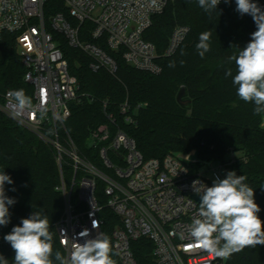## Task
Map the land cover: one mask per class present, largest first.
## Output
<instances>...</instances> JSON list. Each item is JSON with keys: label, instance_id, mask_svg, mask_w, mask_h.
<instances>
[{"label": "built area", "instance_id": "obj_1", "mask_svg": "<svg viewBox=\"0 0 264 264\" xmlns=\"http://www.w3.org/2000/svg\"><path fill=\"white\" fill-rule=\"evenodd\" d=\"M49 1L0 0V41L4 32L13 34L26 69L24 82L31 87L26 95L32 100L31 109L16 115L15 101L8 95L11 90H6L0 94V109L53 150L59 170L55 189L63 198L56 231L64 255L77 242H85L79 236L85 229L88 238L103 232L101 210L107 207L119 218L111 235L120 264H140L132 242L141 238L151 242L154 264H225L192 246L189 225L199 212L194 187L211 186L216 176L225 178L235 160L232 150L217 164L200 162L193 149V155L170 152L162 158H144L125 132L119 129L111 134L108 124H100L88 136L99 160L96 165L80 154L65 131L70 104L84 94L69 72L58 35L89 56L92 71L105 69L115 75L117 65L103 49L106 46L120 50L130 66L156 74L161 71L160 59L174 54L190 31L189 26L176 24L160 52L143 38L152 17L173 0H55L63 3L65 11L45 14ZM85 22L89 26L83 29ZM83 31L95 42L81 38ZM41 112L46 113L43 119ZM120 112L124 122L135 123L127 101L120 104ZM107 119L113 122L110 114Z\"/></svg>", "mask_w": 264, "mask_h": 264}, {"label": "trees", "instance_id": "obj_2", "mask_svg": "<svg viewBox=\"0 0 264 264\" xmlns=\"http://www.w3.org/2000/svg\"><path fill=\"white\" fill-rule=\"evenodd\" d=\"M175 1L162 13L154 15L143 33V38L160 52L176 24L190 28L175 53L160 59L161 71L156 74L130 66L120 50L111 51L106 46L103 49L117 65L115 75L105 69L92 71L89 56L69 46L65 38L58 35V45L69 72L77 78L79 92L84 94L79 102L70 104L71 114L65 121V131L80 154L96 165L99 160L96 151L89 147L88 136L100 124H108L111 134L119 129L125 132L134 139L144 158H162L170 152L193 149L200 162H214L224 160L232 150L235 160L228 168L238 176L247 177L245 182L255 190V202L261 208L258 215L264 221V114L254 115V105L240 100L232 77H225L228 68L232 69L233 76L236 74L235 63L229 57L249 42L256 26L251 16L241 17L235 11V0L218 5L220 15L214 12L211 19L197 0ZM254 2L264 6V0ZM55 10L65 11L61 1H49L44 12ZM83 26V29L89 26V22ZM205 31L212 33L211 50L201 58L195 45L199 34ZM81 38L95 42L84 31ZM25 71L13 34L4 32L0 41V94L21 88L27 94L31 87L24 82ZM181 87L185 90L184 97L190 100L187 106H181L176 100ZM124 101L135 116L134 124L124 122L120 112ZM109 114L113 122L107 119ZM62 169L68 176L71 174L69 168ZM3 171L14 181L12 185H5L6 195L14 197L17 203L10 206L11 222L6 227L0 226V254L9 264L14 262L15 253L3 236L33 211L48 216L50 230L54 233V251L64 254L56 231L63 198L55 189L59 170L53 150L0 109V172ZM12 188L16 190L11 191ZM101 215L103 233L112 240L111 234L119 218L107 207L101 210ZM151 246V242L143 238L132 242L140 264H154ZM113 258L120 264L116 255ZM225 264H264V245L246 247Z\"/></svg>", "mask_w": 264, "mask_h": 264}, {"label": "clouds", "instance_id": "obj_3", "mask_svg": "<svg viewBox=\"0 0 264 264\" xmlns=\"http://www.w3.org/2000/svg\"><path fill=\"white\" fill-rule=\"evenodd\" d=\"M222 0H197L198 6L211 19ZM231 4V0H223ZM235 11L240 16L249 15L256 26L250 34L249 42L229 57L234 61L236 74L226 69L225 77H232L236 94L240 100L254 105V115L264 114V6L254 0H235ZM219 13V12H218ZM220 15V13H219ZM210 31L199 34L195 45L197 54L203 58L211 50ZM184 62L181 61V64ZM170 66H174L170 65ZM15 103L16 115L32 108L31 97L24 89L12 90L8 94ZM41 119L46 113L41 112ZM247 177L227 171L220 179L216 176L212 185L194 187L200 196L198 218L189 225L192 246L202 249L214 258L229 260L234 254L246 247L264 245V221L258 215L260 206L255 202V190L245 181ZM195 183V182H194ZM14 184L5 172H0V226L11 222L10 206L17 203L14 197L6 195L5 185ZM12 188L11 191H15ZM95 227V224H94ZM51 221L41 211H33L28 217L21 218L20 224L12 227L3 236L14 251V264H117L111 237L100 232L95 238H88L87 229L79 236L86 238L83 244L76 243L65 256L59 250L54 251V233ZM0 264H9V260L0 254Z\"/></svg>", "mask_w": 264, "mask_h": 264}, {"label": "water", "instance_id": "obj_4", "mask_svg": "<svg viewBox=\"0 0 264 264\" xmlns=\"http://www.w3.org/2000/svg\"><path fill=\"white\" fill-rule=\"evenodd\" d=\"M184 95H185V90L183 87H181V89L179 90V92L176 95V100L181 106H187L190 102V100L188 98L184 97ZM195 198L198 201H200V196H195Z\"/></svg>", "mask_w": 264, "mask_h": 264}, {"label": "rangeland", "instance_id": "obj_5", "mask_svg": "<svg viewBox=\"0 0 264 264\" xmlns=\"http://www.w3.org/2000/svg\"><path fill=\"white\" fill-rule=\"evenodd\" d=\"M176 2H178V0L177 1H175L174 3H176ZM173 3V4H174ZM29 131V130H28ZM175 153H182V152H179V151H174ZM187 152H189V153H191L192 155H193V151H192V149L191 150H189V151H187ZM187 152H183V153H187ZM194 152H195V150H194ZM214 163L215 164H217L218 163V161H214Z\"/></svg>", "mask_w": 264, "mask_h": 264}]
</instances>
